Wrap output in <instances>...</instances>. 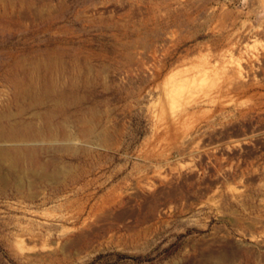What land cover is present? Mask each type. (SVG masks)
<instances>
[{"label": "rangeland", "instance_id": "1", "mask_svg": "<svg viewBox=\"0 0 264 264\" xmlns=\"http://www.w3.org/2000/svg\"><path fill=\"white\" fill-rule=\"evenodd\" d=\"M31 78L0 264H264V0H0V114Z\"/></svg>", "mask_w": 264, "mask_h": 264}, {"label": "bare ground", "instance_id": "2", "mask_svg": "<svg viewBox=\"0 0 264 264\" xmlns=\"http://www.w3.org/2000/svg\"><path fill=\"white\" fill-rule=\"evenodd\" d=\"M173 63H174V61H173ZM206 69H207V62L201 63V65L199 66L197 71L194 69L196 71L195 73H193V74H191L189 76H186L184 78L185 83L186 84L188 83L191 86V84H195L200 79H202V80L205 79L206 78ZM46 73H47V71H46ZM54 73H56V72H54ZM174 75H176V74H174ZM180 75H181V73H180ZM50 80H51V78H50ZM54 80H56V79H54ZM43 81H44L43 84H42V86L44 88V90L42 92L43 94L42 93L39 94V93H37L35 91L36 83H35L33 78H31L30 82H28V83L25 82L24 84H21L22 86L20 85L19 91L16 92L15 95H14V102L16 103L15 105L17 106V110L14 111V109H15L14 108L13 110H6L5 113L0 114V184H8L9 183V185L10 184H12V185L14 184V185H18L19 186V185H22L25 182V177H29L31 175L36 176L41 181L42 180L43 181L44 180H48V179H51V180L58 179L59 176H60L61 171L59 169L47 170V169H43V167L41 168V166H42L41 161L37 157L38 151H39V149H37V146L39 144L40 145L43 144L45 141L47 142L46 139H48L47 137L50 136V132H51V130H50V121H51L50 115L51 114H49L50 112L49 113L46 112V115L44 117L45 121H46V124H47L46 126L44 125L45 126L44 129H41L42 128L41 125L39 126L40 128L37 126L36 122H38V121L35 120V118L37 116L34 117L35 116L34 115L33 117H31L32 116L31 112H30L31 113L30 114V118H26L25 117L29 113V111H28L29 109L28 108H32L33 109V107H37L38 105H42V103L45 102L44 101L45 97L48 98V97L51 96L52 89L50 88V85L52 86L53 83L49 82V80H47V78H44ZM179 83H182V82H179ZM197 84H198V82H197ZM183 87H185V85H183ZM191 87H193V86H191ZM177 88H178V86H177ZM177 88H175V89H177ZM50 89H51V91H50ZM191 90L193 91V88H191ZM199 90H200V88H199ZM178 91H180V90H178ZM194 91H196V90H194ZM202 92H203V90H202ZM180 94H181V92H180ZM61 97H62V95H61ZM54 105H56V104H54ZM67 107L69 108V106H67ZM40 108L38 107V109H40ZM35 110H36V108H35ZM68 110H70V108ZM71 111L72 110H70L68 113H70ZM192 112H193V110H192ZM63 117L64 116H62V118ZM68 119H69V117H68ZM79 119L80 118H78V120ZM63 120H65V119H63ZM75 136H77V135H75ZM52 139H53V137H52ZM54 139H56V140H53V141L57 142L56 136H54ZM68 140H70V139H68ZM74 140H76V139H74ZM56 142H54V143H56ZM74 143H76V141ZM50 149H51V147H50Z\"/></svg>", "mask_w": 264, "mask_h": 264}]
</instances>
